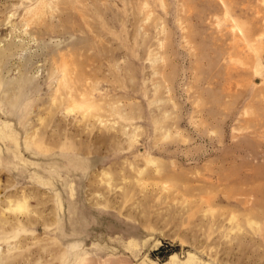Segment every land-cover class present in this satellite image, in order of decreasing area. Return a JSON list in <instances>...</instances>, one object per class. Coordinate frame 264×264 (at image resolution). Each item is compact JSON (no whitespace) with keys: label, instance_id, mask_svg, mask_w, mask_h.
Returning a JSON list of instances; mask_svg holds the SVG:
<instances>
[{"label":"rangeland","instance_id":"rangeland-1","mask_svg":"<svg viewBox=\"0 0 264 264\" xmlns=\"http://www.w3.org/2000/svg\"><path fill=\"white\" fill-rule=\"evenodd\" d=\"M0 264H264V0H0Z\"/></svg>","mask_w":264,"mask_h":264}]
</instances>
